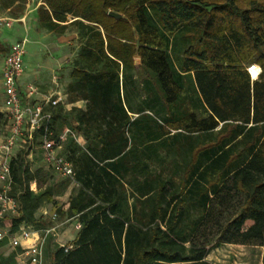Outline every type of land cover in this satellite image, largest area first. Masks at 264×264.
Wrapping results in <instances>:
<instances>
[{
  "label": "trees",
  "instance_id": "16d2710c",
  "mask_svg": "<svg viewBox=\"0 0 264 264\" xmlns=\"http://www.w3.org/2000/svg\"><path fill=\"white\" fill-rule=\"evenodd\" d=\"M15 1L27 0L3 3ZM44 2L39 25L76 26L82 42L66 90L85 107L52 109L56 135L71 130L62 153L80 187L59 203L69 181H52L40 134L39 163L18 143L9 195L19 208L0 216L9 231L0 264H18L22 247L8 246L22 224H53L37 214L44 204L55 206L51 218L80 223L72 248L49 252L51 264H212L215 241L264 246V0ZM9 46L0 40V55ZM251 64L261 68L256 78ZM181 140L189 153L177 181L165 173Z\"/></svg>",
  "mask_w": 264,
  "mask_h": 264
},
{
  "label": "built area",
  "instance_id": "2783aa9c",
  "mask_svg": "<svg viewBox=\"0 0 264 264\" xmlns=\"http://www.w3.org/2000/svg\"><path fill=\"white\" fill-rule=\"evenodd\" d=\"M11 21V18H0V26H11ZM27 40L24 37L10 44L2 68L3 110L7 123L5 136L0 137V216L5 212L18 214L19 204L9 195L10 161L20 141L26 144L27 156L30 158L36 133L40 134L39 148L42 150L45 166L54 173L76 182L73 165L62 153L63 135L57 136L53 127L52 109L64 102L61 85L55 82L50 91L43 92L38 84L21 79L25 71ZM248 70L256 78L261 68L257 64H251ZM53 230L55 228L45 229L47 233ZM8 233V229L0 227V241ZM10 244L22 247L20 256L26 258L27 264L43 263L44 235L40 231L30 226H21L17 233L10 236ZM63 246L68 250L73 245L69 243Z\"/></svg>",
  "mask_w": 264,
  "mask_h": 264
},
{
  "label": "crops",
  "instance_id": "0c3cea01",
  "mask_svg": "<svg viewBox=\"0 0 264 264\" xmlns=\"http://www.w3.org/2000/svg\"><path fill=\"white\" fill-rule=\"evenodd\" d=\"M16 3H18V1L10 3L8 7H6L3 3L4 5L2 8H0V18L12 19L11 26H0V40L10 45L16 40L26 37L28 39L27 42L31 41L37 47L40 45L38 49L35 50V62L30 63L25 61V71L21 79L23 81H31L38 84L43 92L50 91L55 86V82H57L61 85L64 92L63 105L65 110H70L74 106L84 108L86 103L85 100L79 99L76 101H71L66 90L68 84L72 80L71 72L75 67V65L72 64V58L75 56L76 52L73 49V46L70 45L72 41L70 40V34L68 31L66 32L68 28L64 32H59L55 30H48L39 25L37 11L41 5H46L44 0H27L22 7H19V10H13ZM69 20H72L70 16ZM46 50L50 51V55L47 54ZM2 65H4V63ZM2 68L3 67H1V71ZM0 92L3 104V87L1 80ZM70 132V128L66 126L61 134L63 135V139L66 137L65 134ZM75 137L81 145L86 143V140L82 135H75ZM30 160L32 163L36 162L35 158L33 157V153L30 156ZM52 173L55 178H60L59 181L65 178L54 172ZM68 181V185L63 188L61 192L56 194V199L59 201V203L67 202L69 196L73 192H76L80 187V184L77 181L74 182L70 179H68ZM32 187L37 189L35 182L32 183ZM43 206H41L39 210H43ZM39 210L37 211V214H39ZM44 212L45 214L47 213L46 210H44ZM73 220L78 231L80 223L76 219ZM31 228L34 229L33 227ZM25 243L27 242H24V244ZM8 249L11 250L13 247L8 246ZM17 259L18 264H27L26 258L24 256H20L19 254Z\"/></svg>",
  "mask_w": 264,
  "mask_h": 264
},
{
  "label": "rangeland",
  "instance_id": "374dc122",
  "mask_svg": "<svg viewBox=\"0 0 264 264\" xmlns=\"http://www.w3.org/2000/svg\"><path fill=\"white\" fill-rule=\"evenodd\" d=\"M3 0H0V8L3 6ZM19 3H16L13 10L18 9L19 10ZM70 34V40L72 43L70 45L73 46V49L76 51L75 56L72 58V64L75 63V59L77 57V54L82 46L81 39L79 38V31L76 26H70L68 27V30L66 32ZM40 46V45H39ZM38 46V47H39ZM38 47L32 43L31 41L26 43V53H25V61L34 63L35 62V50L38 49ZM44 47V46H43ZM45 49V47H44ZM47 51V50H46ZM47 54L50 55V51H47ZM5 55H0V80L2 81V71L1 67H3ZM252 75V74H251ZM193 101L195 103L198 101V95L193 93ZM3 104H2V96L0 92V110H3ZM185 107L189 109L190 111H196L198 114H206V111L202 107H195L192 105L191 101H185ZM6 122L4 121V118L0 117V137H4L6 134ZM67 135V134H65ZM183 141L181 140L179 144L177 143L175 147H169V154L168 162H169V168L166 170V175H172L174 178L178 181L179 178L182 175L183 165L185 162V159L188 155V151L182 148L178 149L179 145H182ZM23 143L22 141L19 142ZM19 144L14 149V154H16L20 148ZM187 146V145H186ZM13 154V155H14ZM41 157L37 153L35 155V161L40 162ZM179 162L180 167H176V163ZM35 164V163H34ZM59 177L54 178L52 181H59ZM43 210H39V215L44 214L46 216V219L48 221H53L52 225L48 228H55L52 232H46L45 228H42L38 231L44 235V245H43V263L42 264H51L50 254L51 250L56 248L57 246H62L63 244H69L72 242V240L75 237L76 234V225L74 220H65L60 221L58 219H53L52 214L55 211V206L52 204H44L42 207ZM44 210L47 211L45 214ZM22 226H28L26 224H22ZM30 227H33L35 230L36 228L33 225H29ZM4 227V226H3ZM47 228V227H46ZM10 247L15 248V246ZM209 252L207 255V259L212 264H264L263 263V255H264V246L259 244H238V243H229V242H220L215 241L209 246ZM25 260V259H24Z\"/></svg>",
  "mask_w": 264,
  "mask_h": 264
},
{
  "label": "water",
  "instance_id": "95a60500",
  "mask_svg": "<svg viewBox=\"0 0 264 264\" xmlns=\"http://www.w3.org/2000/svg\"><path fill=\"white\" fill-rule=\"evenodd\" d=\"M109 14L111 15V16H114V17H116V18H122L123 17V14L122 13H120V12H116V11H114V10H110L109 11ZM140 58L139 57H136L135 58V64H136V66H139V64H140ZM253 77V76H252ZM254 78V77H253Z\"/></svg>",
  "mask_w": 264,
  "mask_h": 264
},
{
  "label": "bare ground",
  "instance_id": "6f19581e",
  "mask_svg": "<svg viewBox=\"0 0 264 264\" xmlns=\"http://www.w3.org/2000/svg\"><path fill=\"white\" fill-rule=\"evenodd\" d=\"M253 73H254V75H256L257 72L254 70Z\"/></svg>",
  "mask_w": 264,
  "mask_h": 264
}]
</instances>
